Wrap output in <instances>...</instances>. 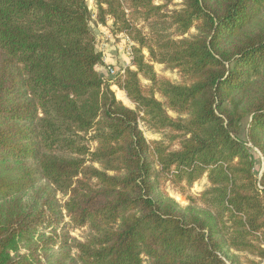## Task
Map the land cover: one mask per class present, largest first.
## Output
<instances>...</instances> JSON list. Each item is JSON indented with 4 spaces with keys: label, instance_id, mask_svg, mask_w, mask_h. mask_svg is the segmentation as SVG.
Returning <instances> with one entry per match:
<instances>
[{
    "label": "trees",
    "instance_id": "1",
    "mask_svg": "<svg viewBox=\"0 0 264 264\" xmlns=\"http://www.w3.org/2000/svg\"><path fill=\"white\" fill-rule=\"evenodd\" d=\"M94 1L95 19L87 0H0V264L264 259V0ZM109 19L135 42L110 78L92 30Z\"/></svg>",
    "mask_w": 264,
    "mask_h": 264
},
{
    "label": "rangeland",
    "instance_id": "2",
    "mask_svg": "<svg viewBox=\"0 0 264 264\" xmlns=\"http://www.w3.org/2000/svg\"><path fill=\"white\" fill-rule=\"evenodd\" d=\"M168 2V0H157L156 5H164ZM87 4L89 8L92 10L94 14L96 13V6L94 0H87ZM182 8V0H172L169 3V10H179ZM127 15L131 18L132 22L138 29L143 30L145 33L147 30L145 29V24L141 20V18H137L135 15L127 12ZM92 30L97 36L98 39V49L103 52L104 55V67L100 68V72H102L105 76H109V68H114L116 70H121L123 67H127L128 65V57L126 55L127 50L125 49L124 40L122 38V33L117 32V28L114 26L113 21L109 19L106 26L92 24ZM192 34H195V30L191 31ZM132 40V38H130ZM133 41V40H132ZM134 42V41H133ZM105 44L106 47H103ZM135 44V42H134ZM145 54L148 56V52ZM125 56V57H124ZM155 71L161 77H165L172 81L173 83H180L181 78L177 71L167 70L163 65L155 63L154 64ZM145 85L148 84L146 80H143ZM112 90L116 94V98L118 101L122 102L124 105L134 109L135 106L126 98L125 93L119 89L117 86H113ZM175 116L174 114H171ZM142 130L146 139L149 142L160 140L162 136L160 134L153 133L149 131L143 124H141ZM256 160V172L258 175H261L264 169L263 158L260 153L255 154ZM209 187V183L206 178L198 181L193 188L190 190V194L193 196H198L204 190ZM166 192L169 196L179 205L181 209H186L188 206V202L184 197H182L175 189L171 186L166 187ZM58 198L61 200V203H64L66 198L63 195H59ZM88 234L87 228L78 230L71 229L70 235L72 238L78 241H84ZM23 246V244H21ZM264 247V246H263ZM228 256L230 259H233L237 264H264V259H261L257 256L251 255L247 252H239L235 250H230L228 252ZM148 264V263H146Z\"/></svg>",
    "mask_w": 264,
    "mask_h": 264
},
{
    "label": "built area",
    "instance_id": "3",
    "mask_svg": "<svg viewBox=\"0 0 264 264\" xmlns=\"http://www.w3.org/2000/svg\"><path fill=\"white\" fill-rule=\"evenodd\" d=\"M122 38L124 40V44H125V49L127 50L126 55L128 57V60L131 62L133 59V46L134 43L132 42V40L130 39L129 36H127L126 34H122ZM103 47H106L105 44H103ZM125 69L126 67H123L121 70H116L114 68H109V76H117L118 74L123 76L125 74Z\"/></svg>",
    "mask_w": 264,
    "mask_h": 264
},
{
    "label": "crops",
    "instance_id": "4",
    "mask_svg": "<svg viewBox=\"0 0 264 264\" xmlns=\"http://www.w3.org/2000/svg\"><path fill=\"white\" fill-rule=\"evenodd\" d=\"M124 57H125V56H124ZM128 66H130V61H129V60H128V65H127V67H128Z\"/></svg>",
    "mask_w": 264,
    "mask_h": 264
}]
</instances>
